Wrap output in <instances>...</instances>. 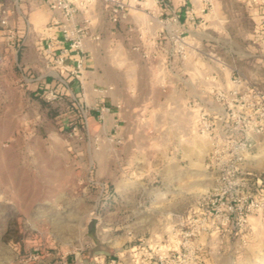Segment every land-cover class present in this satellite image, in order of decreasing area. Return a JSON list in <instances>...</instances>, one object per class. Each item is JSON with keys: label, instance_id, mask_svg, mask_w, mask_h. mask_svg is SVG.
Segmentation results:
<instances>
[{"label": "rangeland", "instance_id": "obj_1", "mask_svg": "<svg viewBox=\"0 0 264 264\" xmlns=\"http://www.w3.org/2000/svg\"><path fill=\"white\" fill-rule=\"evenodd\" d=\"M57 1L0 0V264H264V0Z\"/></svg>", "mask_w": 264, "mask_h": 264}, {"label": "built area", "instance_id": "obj_2", "mask_svg": "<svg viewBox=\"0 0 264 264\" xmlns=\"http://www.w3.org/2000/svg\"><path fill=\"white\" fill-rule=\"evenodd\" d=\"M52 9L56 12H59L60 14L63 15V19L65 21H72L73 20V15H74V11L72 9V6L62 0H58L57 2H53L52 3ZM53 23H58L56 21H53ZM75 34H76V30H70L69 33H66L62 36V39L64 42H71L74 40V37H75ZM53 36V34H52ZM99 38H95L93 40H98ZM69 44V48H61L63 50V52L65 53H68L66 57H70V60H73L72 59V56H70V53L72 51L73 48H76L77 46L74 45V44ZM56 49L54 50H51V47L48 46L47 49H46V52L48 53H51L52 51L54 52ZM76 64L73 65V70H75V72L77 73H82L83 71V65L81 62L79 61H76L75 62ZM67 71H70L68 70V68L66 69ZM69 74H67L68 76ZM67 76H65L64 78H68ZM66 85V83H64ZM87 245V248H90V246L88 245V243H86ZM80 249L83 250L84 248L82 247V245L80 246ZM104 260H107V264H116V260L115 259H107L106 256L103 257ZM94 260L96 261L97 260V257L94 258ZM64 264H80V262H78L77 260L75 261H68V262H65Z\"/></svg>", "mask_w": 264, "mask_h": 264}, {"label": "water", "instance_id": "obj_3", "mask_svg": "<svg viewBox=\"0 0 264 264\" xmlns=\"http://www.w3.org/2000/svg\"><path fill=\"white\" fill-rule=\"evenodd\" d=\"M101 224L102 221L100 218L90 216L87 219V232L85 233L84 238L90 239L94 244L93 248H91L86 254L89 260L93 259L98 252L105 253L111 251L110 247L105 245L100 238L99 229Z\"/></svg>", "mask_w": 264, "mask_h": 264}, {"label": "crops", "instance_id": "obj_4", "mask_svg": "<svg viewBox=\"0 0 264 264\" xmlns=\"http://www.w3.org/2000/svg\"><path fill=\"white\" fill-rule=\"evenodd\" d=\"M50 19H51V16L48 17V18H46V21H47L46 23H48V22L50 21ZM46 23H45V24H46ZM45 24H42V25L45 26ZM41 27H42V29H43L41 35H43L44 37H47L49 32H45V30H44L45 27H44V28H43V26H41ZM90 42H91L90 44L93 45V42H92V41H90ZM91 50H92V51H91ZM89 51H90V53H91L92 56H93V54H95V52H93V48H92V47H90V50H89ZM89 67H91V68L89 69ZM89 67H88V65H87V68H88V71H87V73H86V76H87L86 78H87V79H89V76H90V74L93 73V70H94V71L97 70V66H95V67H93V66H89ZM91 69H92V71H91ZM98 85H99L98 82H94V81H92V80L86 82V88H87L88 90H90L89 93H92L93 88H95L96 86L99 87Z\"/></svg>", "mask_w": 264, "mask_h": 264}, {"label": "bare ground", "instance_id": "obj_5", "mask_svg": "<svg viewBox=\"0 0 264 264\" xmlns=\"http://www.w3.org/2000/svg\"><path fill=\"white\" fill-rule=\"evenodd\" d=\"M161 81H163V79H161Z\"/></svg>", "mask_w": 264, "mask_h": 264}]
</instances>
